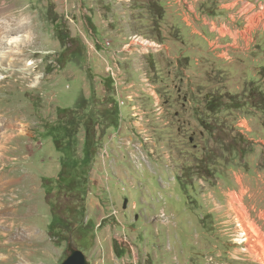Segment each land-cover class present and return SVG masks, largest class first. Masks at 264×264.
Instances as JSON below:
<instances>
[{"label":"rangeland","instance_id":"374dc122","mask_svg":"<svg viewBox=\"0 0 264 264\" xmlns=\"http://www.w3.org/2000/svg\"><path fill=\"white\" fill-rule=\"evenodd\" d=\"M205 1L191 17L216 29L241 8ZM164 4L0 0V264H61L70 237L92 264H259L240 223L264 233V3L236 22L252 41L233 72L225 60L189 66L175 49L168 57L161 34L178 36ZM128 9L139 23L123 45L112 32ZM152 54L164 59L153 73ZM128 55L144 57L143 67ZM112 107L118 127L106 128ZM91 117L97 152L83 192L47 195L42 179L61 169L52 137L73 138L82 162ZM52 203L73 233L59 244L49 235Z\"/></svg>","mask_w":264,"mask_h":264},{"label":"crops","instance_id":"0c3cea01","mask_svg":"<svg viewBox=\"0 0 264 264\" xmlns=\"http://www.w3.org/2000/svg\"><path fill=\"white\" fill-rule=\"evenodd\" d=\"M198 2L202 4L208 1L165 0V4L161 6L164 11L162 20L165 24L168 23L170 28H172L178 36L177 38L169 40L166 38L167 36L163 30L161 41L163 40L164 42H162L161 45L165 47L167 56L171 57L170 52L174 53L173 50L175 49L176 52H180V54L174 55L175 61L182 58H188L186 60H188L189 66L192 65L193 62L196 64L199 61L205 63L209 61L211 62L208 64L209 66L216 61L220 66V62L225 60L223 66L231 68V72L236 71L237 68L241 70L245 67L242 58L249 57L250 43L252 39H250L249 35L245 37V35L242 34V31L236 30V22L241 18L245 23L248 12L250 14L251 10L255 9V7H259L261 10L264 0H240L241 8L239 7V9L235 11V14L237 15L236 18L234 19L233 15L229 14L224 21H217L220 23L218 29H216L217 25L215 26L213 20L210 21V19L204 17L200 18L197 14H193L191 17L192 11L197 9ZM236 3L237 2L233 4L235 5ZM247 7L249 9L248 12ZM133 11L134 10L131 9H128L127 11L124 10L122 19L119 21V23L122 22L121 25L116 28V31L112 32L119 43H122L123 45L128 41L126 40V38H128L126 36H129L128 34L134 31L132 25L138 22L137 20L132 19L131 13H133ZM125 26L127 28H124ZM227 26L230 27L227 28ZM222 28H226L225 35L219 33V30ZM121 30L124 31V34L120 36L119 32ZM134 39L135 37H132L129 40V46L133 44L132 41H135ZM136 42L137 41H135V43ZM192 54H195V56ZM128 58L130 59L126 64L133 65L136 69L137 62H140V66L143 67L142 60H144V57H141V59L138 60L137 57V59L135 57L132 59L131 56L128 55ZM148 60L149 63L146 65L149 67L151 73L160 70L159 68L164 66L162 55H149ZM151 68H153L154 71H152ZM190 104L192 103L190 102Z\"/></svg>","mask_w":264,"mask_h":264},{"label":"trees","instance_id":"16d2710c","mask_svg":"<svg viewBox=\"0 0 264 264\" xmlns=\"http://www.w3.org/2000/svg\"><path fill=\"white\" fill-rule=\"evenodd\" d=\"M261 76L264 77V67L261 68ZM108 88L111 85V81L107 83ZM255 93V92H254ZM261 94V105L262 107L255 106L256 108H260L264 110V93L257 92V95ZM212 104H208V109ZM118 109L116 107H112L109 110L110 118L107 119L106 128H117L118 127ZM86 120V119H85ZM92 121H88L86 124V132L83 142L82 149V162L78 157V152L73 154V146L75 145L73 138L67 137L63 139V136L60 135L58 137H52L56 142V151L61 154L60 157V165L61 169L55 179L46 178L42 179V187L44 188L47 195H51L54 189L59 192H71L74 194H81L83 192V187L87 181V174L89 172V167L87 168V163L94 158L96 155L97 149V139H95L92 127L89 128V124H92L94 119L90 118ZM89 128V129H88ZM103 135L101 132L99 133ZM100 137V136H99ZM63 139V140H62ZM56 203H52V218L49 223V235L54 237L56 242L59 244L63 240H67L68 236H72L71 230L68 228V220L60 217L59 210L60 207L55 205ZM56 208L58 210L55 212ZM65 231H69V235L66 237ZM117 256H120L117 252V246L114 245Z\"/></svg>","mask_w":264,"mask_h":264},{"label":"bare ground","instance_id":"6f19581e","mask_svg":"<svg viewBox=\"0 0 264 264\" xmlns=\"http://www.w3.org/2000/svg\"><path fill=\"white\" fill-rule=\"evenodd\" d=\"M19 37L20 36H17L16 38H12L13 40H16V41L11 42L10 44L18 42ZM0 77H1V75H0ZM229 197H231V199H233V200H235L234 198H236L235 195H232V194L229 195ZM238 203H239V201H238ZM244 216H245V214H244L243 208L236 210V219H237L236 221H239V223H240V220L244 221V219H245ZM240 225H242V229L240 232L243 234V238H244V243H245L244 251H245V253L247 255H249V257H251V259L253 258L259 264H264V233L261 232L260 228H259L260 229L259 230L254 225H249L248 227L246 226L247 228H245V229H243L244 228L243 222H241Z\"/></svg>","mask_w":264,"mask_h":264},{"label":"water","instance_id":"95a60500","mask_svg":"<svg viewBox=\"0 0 264 264\" xmlns=\"http://www.w3.org/2000/svg\"><path fill=\"white\" fill-rule=\"evenodd\" d=\"M67 257L61 264H92V260L88 259L81 251L75 249L72 244V238L68 239Z\"/></svg>","mask_w":264,"mask_h":264},{"label":"built area","instance_id":"2783aa9c","mask_svg":"<svg viewBox=\"0 0 264 264\" xmlns=\"http://www.w3.org/2000/svg\"><path fill=\"white\" fill-rule=\"evenodd\" d=\"M105 48H109L111 46V43L109 41H106L104 43Z\"/></svg>","mask_w":264,"mask_h":264}]
</instances>
